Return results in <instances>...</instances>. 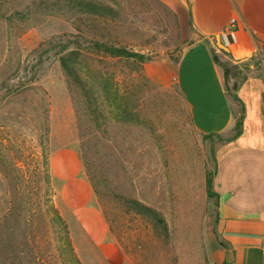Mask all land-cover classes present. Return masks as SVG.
<instances>
[{
  "label": "rangeland",
  "instance_id": "374dc122",
  "mask_svg": "<svg viewBox=\"0 0 264 264\" xmlns=\"http://www.w3.org/2000/svg\"><path fill=\"white\" fill-rule=\"evenodd\" d=\"M86 1L114 13L88 12ZM85 37L152 58L142 66L88 56L81 69L90 79L114 74L139 119L105 105L93 115L57 57L37 65L43 43ZM182 48L170 0H0V264H16L10 250L26 247L45 264L64 263L67 238L82 264H101L90 252L81 259L50 174L51 154L66 146L78 150L96 205L133 264H208L217 197L207 178L219 141L194 128L167 69ZM136 201L159 213L166 231Z\"/></svg>",
  "mask_w": 264,
  "mask_h": 264
},
{
  "label": "crops",
  "instance_id": "0c3cea01",
  "mask_svg": "<svg viewBox=\"0 0 264 264\" xmlns=\"http://www.w3.org/2000/svg\"><path fill=\"white\" fill-rule=\"evenodd\" d=\"M170 2L183 48L178 62L167 69L194 128L223 138L215 148L217 245L209 253L206 245L208 264H264V0ZM217 37L228 52L219 48ZM214 54L236 65L250 64L246 79L235 88L243 106L238 135L240 103L228 95L223 68ZM49 169L81 259L90 261V252L101 264H133L96 205L78 150L56 149Z\"/></svg>",
  "mask_w": 264,
  "mask_h": 264
},
{
  "label": "trees",
  "instance_id": "16d2710c",
  "mask_svg": "<svg viewBox=\"0 0 264 264\" xmlns=\"http://www.w3.org/2000/svg\"><path fill=\"white\" fill-rule=\"evenodd\" d=\"M83 7L88 12L94 14L103 15V13H114L109 7L101 6L95 4L91 1H86L82 3ZM82 40L76 42H55L48 41L43 43L36 51L35 54L39 58L37 65H43L46 60H49L52 56L57 57L61 67L65 71L69 88L74 91L80 92V96L83 98L84 103L87 105L88 109L93 115L98 116L101 113L102 106L111 108L112 113H115V109L120 111L121 117L124 121H130L131 118L139 116L134 113L129 103L128 95L121 96L119 94V88L115 83V75L103 74L99 76H93L88 78L81 74V69L84 65V61L88 56L94 58H105V59H119L133 61L140 65H149L153 63L152 58L137 52H133L124 46H117L115 42L108 40L97 39V38H81ZM228 55L227 53H225ZM214 60L219 64L225 74L226 90L228 95L234 100L235 103H240L236 96L235 88L237 85L246 79L250 72V64L236 65L229 60L222 61L218 55L214 54ZM258 63H256L257 65ZM32 78L29 82H32ZM23 87V86H22ZM243 125V106L240 103V116L237 118V124L235 132L237 135L241 132ZM217 138L219 142L223 141L222 136L219 135H209ZM216 168V163H215ZM214 174H209L207 178V192L211 196H216L213 190V179ZM141 213L146 214L149 218H153L156 225H160L166 231V226L163 218L156 211L148 208L146 205L136 201L134 202ZM65 251V262L61 264H82L77 255L75 254L69 239H66ZM27 244V243H26ZM21 245H24L21 242ZM27 246V245H26ZM27 248V247H26ZM26 248H17L16 250L11 249L10 253L14 257V262L16 264H45L44 256L42 253L34 254L33 251ZM23 254V255H22ZM25 256H27L25 258ZM61 258V257H60Z\"/></svg>",
  "mask_w": 264,
  "mask_h": 264
},
{
  "label": "water",
  "instance_id": "95a60500",
  "mask_svg": "<svg viewBox=\"0 0 264 264\" xmlns=\"http://www.w3.org/2000/svg\"><path fill=\"white\" fill-rule=\"evenodd\" d=\"M217 40H218V46L220 49L224 50L225 52H228V48L221 42V38L220 37H217Z\"/></svg>",
  "mask_w": 264,
  "mask_h": 264
},
{
  "label": "built area",
  "instance_id": "2783aa9c",
  "mask_svg": "<svg viewBox=\"0 0 264 264\" xmlns=\"http://www.w3.org/2000/svg\"><path fill=\"white\" fill-rule=\"evenodd\" d=\"M232 22H233V24H234V23L236 22V20H235V19H233V20H232ZM263 249H264V248H263Z\"/></svg>",
  "mask_w": 264,
  "mask_h": 264
}]
</instances>
